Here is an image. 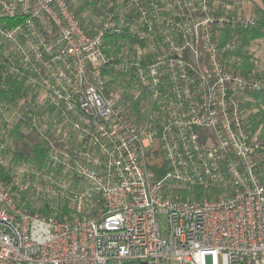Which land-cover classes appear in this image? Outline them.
Segmentation results:
<instances>
[{"label":"built area","instance_id":"1","mask_svg":"<svg viewBox=\"0 0 264 264\" xmlns=\"http://www.w3.org/2000/svg\"><path fill=\"white\" fill-rule=\"evenodd\" d=\"M122 1L119 22L89 33L70 0H0L10 72L68 136L48 151L41 200L70 210L33 212L0 180V264H264V77L226 68L236 38L219 33L253 17L217 14L216 0ZM124 16L151 59L105 52Z\"/></svg>","mask_w":264,"mask_h":264},{"label":"trees","instance_id":"2","mask_svg":"<svg viewBox=\"0 0 264 264\" xmlns=\"http://www.w3.org/2000/svg\"><path fill=\"white\" fill-rule=\"evenodd\" d=\"M100 1L101 0L85 1L81 8L76 9V12L80 14L82 11L87 10L88 12H93L97 15H100L104 12V20L106 16L112 14L113 21L116 23L119 22L121 19L119 18L121 17V12L126 7L125 2L122 0H120V2L118 0H109L111 4H108L107 2L105 3ZM216 1L217 2L214 6L215 13L228 14V16H232L234 13H236L229 11L230 9H227V5L230 4V0ZM253 1L255 4V9L253 11V15H251L253 17V21L251 23L244 24L241 22H236V25L234 26L224 25L223 27L219 28L222 44H225L232 38H236V46L232 49H228L223 57L226 68L238 72L237 64H247V67L241 65L242 71L239 72L245 76L250 75L253 72L255 66V55L254 52L250 50L251 43L255 40H264V0ZM124 17L128 23L127 26L123 27L121 31H113L106 33L105 35V52L107 55L115 57V63L120 61V58L123 57H120L122 54V45L124 46V44H126L130 47V49H133L135 46L145 49L149 44L147 38H141L134 30L131 29L132 25H137L138 23L134 20H131L129 17ZM90 23L91 20H88L87 22L83 20V27L87 32L94 33L97 28L89 29V27H91L88 26ZM146 25L147 24L145 23L142 29L147 30ZM131 54L138 55L139 53L138 51L133 50ZM141 56L144 61H147L151 59L152 54L151 51H147ZM233 65L234 67L236 65V69L233 68ZM101 70L104 76L105 74H110L112 72V75H114V86L117 84L119 88L124 89V85H122V83H117L119 80L118 78H120V75H122L121 72H115L113 68L108 69L105 66H103ZM254 75L259 78L264 77V75L260 76L257 73ZM29 96V89L24 86L23 81H21L15 74L10 72V65L0 50V120L1 122L3 121V125L5 128H7L8 122L3 111L9 110L11 107L19 105V110H21V117L19 121L21 124L23 123L24 126L35 129L40 138L38 142L34 143L28 150L18 148L11 149L5 145V134L0 133V180L8 187L12 182L11 170L14 165H19L16 163H23L24 165H27L29 169L34 168L33 170H35V172L37 171L41 173L42 176L53 171V168H51L49 163L50 160L48 151L52 143H56L59 140L57 136L50 132V129L40 127L39 123L36 125L41 112L37 110L38 105L35 103V101L31 102L27 100ZM140 105L141 102L139 101L133 103L135 108H138ZM19 127L20 124L17 125V129H14L13 131L9 130L8 135L14 137L18 135ZM8 156L10 158V162L8 161V163H5L4 158ZM262 158H264V155ZM147 159L149 167L153 170V172L156 173L157 177H161L167 172L169 166L160 141H156V143L149 149ZM258 161L257 168L264 174V160L262 159L261 161ZM21 195L22 200L19 202V205H23L33 212L38 211L48 215L55 214L58 217L70 215V210L66 204H60L59 210L54 211L47 200L44 202L41 201L42 204L36 207L33 205V201H27L24 203L28 196L25 193H22Z\"/></svg>","mask_w":264,"mask_h":264},{"label":"rangeland","instance_id":"3","mask_svg":"<svg viewBox=\"0 0 264 264\" xmlns=\"http://www.w3.org/2000/svg\"><path fill=\"white\" fill-rule=\"evenodd\" d=\"M85 1H91V0H70L71 5L74 9L81 8V6L84 4ZM120 2V0H118ZM100 2H107L108 4H111L109 0H101ZM256 2V1H255ZM103 4V3H102ZM227 9H230L229 11L236 12L234 15H242L244 17H249L253 15V11L255 9V4L253 0H230V4L227 5ZM237 9V10H236ZM103 10V9H102ZM81 14V15H80ZM79 15L81 16L82 20H85L86 22L88 20H91V23L88 26L89 29H95L99 28L102 25V22L104 21V12L100 15H97L95 13L88 12L87 10L82 11ZM220 33V32H219ZM219 33L217 34L219 37ZM149 44L148 47L143 49L139 46L133 47V49H130L129 46L124 44L122 45L121 53H131L133 50L138 51L139 54H145L147 51H152L153 49L157 48V46L154 44L152 40H148ZM130 49V51H129ZM250 50L254 52L255 55V66L253 69V72L251 74H259L264 75V40H255L250 45ZM129 51V52H128ZM232 63V62H231ZM233 64V63H232ZM241 65L244 67H247V64H237L238 72L242 71ZM233 68L236 69V65ZM20 106L11 107L9 110H5L4 116L7 119L8 127L5 128L3 125V121L0 120V133L5 134L6 137L5 145L11 149H25L28 150L32 147V145L36 142H38L39 134L36 132L35 129L26 127L21 124L20 117H21V110ZM48 114L41 113L39 116L38 122H36V125L42 127V128H48L50 129V132L53 133L55 136L59 139H66V136L64 132L60 129L59 123L55 119L48 118ZM20 124V127L18 128V135L11 136L8 135L9 130L17 129V125ZM15 133V132H14ZM17 133V132H16ZM58 143V141L56 142ZM5 163L10 162L9 156L4 158ZM19 165H12L13 168L11 170L12 173V182L9 184V188L13 192L17 203L21 202L22 200V193H25L28 198H26L27 201H33V205L40 206L42 204V190L41 187H44L48 180L49 175L41 176V173H39V176L35 173L34 168H28L27 165H24L23 163H16ZM44 180V185L41 186L40 181ZM167 264H180L176 261H172L171 263Z\"/></svg>","mask_w":264,"mask_h":264}]
</instances>
